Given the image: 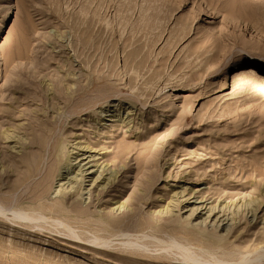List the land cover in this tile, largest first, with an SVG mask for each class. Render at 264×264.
Listing matches in <instances>:
<instances>
[{"label": "rangeland", "instance_id": "1", "mask_svg": "<svg viewBox=\"0 0 264 264\" xmlns=\"http://www.w3.org/2000/svg\"><path fill=\"white\" fill-rule=\"evenodd\" d=\"M33 120L52 134L21 183ZM0 208L45 217L0 214V264H193L140 234L263 252L264 0H0Z\"/></svg>", "mask_w": 264, "mask_h": 264}, {"label": "bare ground", "instance_id": "2", "mask_svg": "<svg viewBox=\"0 0 264 264\" xmlns=\"http://www.w3.org/2000/svg\"><path fill=\"white\" fill-rule=\"evenodd\" d=\"M20 66V65H19ZM253 73V72H252ZM23 77H25L24 79H23ZM36 80H37V75H36V72L33 70V69H29V68H27L26 66H21V67H19V87L21 88V87H23V89H25V91H26V93L25 94H23L22 96H23V98L21 97V102H23V100H33L34 101V99H35V97H36V94L34 93V91H33V88H30V87H33V86H35L36 85ZM19 88V89H20ZM35 89V88H34ZM80 91V90H79ZM61 97H63L62 99H64V96H62V94L60 95ZM38 98V97H37ZM39 99V98H38ZM54 100V99H53ZM32 101V102H33ZM35 101H37V100H35ZM29 104V103H28ZM50 127H52L51 126V124H46V126H45V124H42V123H40V122H37V120H33V122H31L30 123V128L32 129V135L34 136V134L36 133V135H35V137H33V139L31 140V142H30V147H31V145H32V148L34 149H32L31 151H29V152H26V153H22V155H21V158H20V161L18 160V161H14V164H13V169H12V171L13 172H15V174L16 175H18V177H19V182H24V181H26V179L28 178V177H30L34 172H35V170L36 169H38L37 167L39 166V164H40V154H39V151H41L43 148H44V145H45V142L47 143V141H46V139L52 134V132H51V129H50ZM54 134V133H53ZM37 135H38V137H37ZM37 137V138H36ZM13 139L14 137L13 136H7V139ZM60 140V139H59ZM57 138H55L53 141H54V143L53 144H51V151H50V154H49V157L48 158H50L51 157V152H53V150L56 148V145L58 144V141H59ZM47 145V144H46ZM29 147V146H28ZM29 147V148H30ZM47 148H48V146H47ZM45 149V148H44ZM56 150H57V148H56ZM47 151V150H46ZM44 152V151H43ZM48 152V151H47ZM44 158V157H43ZM92 158V157H91ZM49 163V162H48ZM64 164V163H63ZM46 167V166H45ZM72 167V166H71ZM45 170V169H44ZM39 171V170H38ZM38 171H36V172H38ZM35 172V173H36ZM97 172V171H96ZM81 173V172H80ZM88 173V172H87ZM95 173V172H94ZM84 174H86V172L84 171ZM89 175H92V173L90 174L89 173ZM38 176V175H37ZM39 177V176H38ZM55 177H56V172L54 171V168H50V166H48V169L46 170V173L41 177V178H38V179H40L41 180V184L43 183V186H42V188H40L39 189V192L40 193H42V191H45L46 189H47V186H49L50 184H51V182H52V180H54L55 179ZM99 177V176H98ZM85 178L86 177H83L82 179H84L85 180ZM32 179H35V178H33L32 177ZM96 179H98V178H96ZM95 179V180H96ZM34 181V180H33ZM91 181V180H90ZM110 181V180H109ZM112 181V180H111ZM30 182V181H29ZM40 182V181H39ZM84 183V182H83ZM109 183V182H108ZM38 185V184H37ZM36 185V186H37ZM96 185V184H95ZM41 186V185H40ZM101 186V185H100ZM34 187V186H33ZM32 187V188H33ZM27 188V187H26ZM38 188V187H37ZM38 191V190H37ZM34 193V192H33ZM39 200V199H38ZM41 201V200H40ZM187 202H189L188 200H187ZM19 207V206H18ZM24 211L25 210H27V209H23ZM24 211H20V209L17 211V210H3V209H1L0 208V214L2 215V214H4V213H11L12 214V216L14 217V218H18V219H22V220H28L29 222L30 221H34V220H36V221H39V220H43L45 217H44V215L43 214H41V211H39L40 213H38V214H32L33 213V210H32V213H30L31 212V210H30V212L29 213H27L28 211H26V212H24ZM196 211H197V209H196ZM4 212V213H3ZM43 213V212H42ZM199 213V212H198ZM192 215V214H191ZM5 216H6V214H5ZM48 219V218H47ZM55 219V218H54ZM49 220V219H48ZM56 220V219H55ZM54 220V221H55ZM115 220V219H114ZM16 221V220H15ZM54 221H52V222H54ZM57 221V220H56ZM55 221V223L56 224H58V225H60V226H63L64 228L66 227L67 229L66 230H70L71 231V229L68 227V226H66L65 225V223H62V220H61V222H59L60 220H58L57 222ZM28 222V223H29ZM46 222H48V221H45V223ZM32 223V222H31ZM37 223V222H36ZM39 223H41V222H39ZM42 223H43V221H42ZM113 223V222H112ZM34 224V223H33ZM51 224V223H50ZM44 226V225H43ZM55 226V225H54ZM159 226V225H158ZM160 226H162V225H160ZM62 227V228H63ZM183 227H184V225H183ZM63 228V229H64ZM174 228V227H173ZM186 228L187 227H185L184 229L186 230ZM159 229V228H158ZM161 229V228H160ZM175 229V228H174ZM178 228L176 227V230H177ZM181 230H182V228H180ZM189 229V228H188ZM173 230V229H172ZM163 231V230H162ZM184 231V230H183ZM187 231H190V229L189 230H187ZM187 231H185L186 232V234L187 233H190V234H194L193 232H187ZM164 232V231H163ZM171 232V231H170ZM169 231H168V233H170ZM178 232H182V231H178ZM185 232H182L181 234H183V233H185ZM155 233V232H154ZM157 233H158V231H157ZM167 233V234H168ZM172 233V232H171ZM72 234V233H71ZM150 234H153V232L152 233H150ZM162 234V233H161ZM164 234V233H163ZM173 234V233H172ZM172 234H170V236L172 235ZM153 235H156V234H153ZM120 236V235H119ZM127 236V241H126V243H125V246L127 247H131V248H136V249H146L147 248V246H148V244L146 243V242H150V243H154V244H159V246L161 247V249H163V250H175V251H177L178 253H179V255L181 256V258L184 260V262L185 261H187V263H188V261H190V262H193V264L195 263V264H258V263H262L261 261H262V259L264 260V251L263 252H261V253H256V254H254V257H249V256H242L243 258L241 259V260H239V261H237V262H229V263H226V262H221V261H218V260H216L214 257V259L215 260H212V261H208V260H206V261H200L199 259H200V255H199V259H197V257L198 256H196V258H195V256L192 254V252H191V250H190V248L187 246V245H185L184 243V245L182 244V243H180V241H177V239L175 240L174 238L172 239L171 237H173V236H171V237H168L169 238V240H164V239H162V237L161 238H157V237H155V236H152V235H141L140 234V236L138 235H126ZM169 236V235H168ZM113 237V236H112ZM177 237V236H176ZM167 238V239H168ZM182 241H185V240H183V238H182ZM101 242H102V244L104 243V245H105V243H106V241L105 242H103V240H101ZM100 242V243H101ZM109 242V241H108ZM188 242V241H187ZM187 242L185 241V243L187 244ZM101 244V245H102ZM100 245V246H101ZM106 246V245H105ZM158 246V247H159ZM159 247V248H160ZM203 250V249H202ZM166 251V252H167ZM205 251V250H204ZM208 251V250H207ZM210 251V250H209ZM135 252V251H134ZM198 252V251H197ZM206 252V251H205ZM236 252V251H235ZM209 253V252H208ZM210 253H213V252H210ZM130 254V253H129ZM157 254V253H156ZM199 254V253H198ZM147 256V255H146ZM149 256V255H148ZM150 257V256H149ZM180 258V259H181ZM211 258V257H210ZM181 259V260H182Z\"/></svg>", "mask_w": 264, "mask_h": 264}]
</instances>
